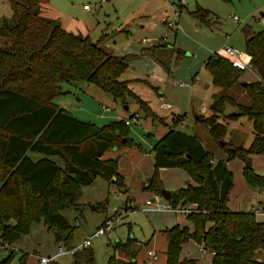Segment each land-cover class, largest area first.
<instances>
[{
    "label": "trees",
    "instance_id": "trees-1",
    "mask_svg": "<svg viewBox=\"0 0 264 264\" xmlns=\"http://www.w3.org/2000/svg\"><path fill=\"white\" fill-rule=\"evenodd\" d=\"M7 2L12 25L0 23V40L10 41L9 47L0 48V244H12L30 224L42 222L56 245L71 250V264H94L91 246L72 251L73 227L61 211L78 206L81 188L97 178L121 184L117 160H104L103 155L136 145L128 138L124 120L98 127L78 120L54 100L63 95L62 83H86L114 101L124 103V98H131L141 109H148L153 119L157 116L119 80L128 68V58L110 55L99 41L65 32L57 21L41 15L42 0ZM192 17L203 23L209 13L197 8ZM243 31L246 61L258 77L244 87L248 104L237 103L228 93L239 85L237 77L243 73L232 67L228 57L214 53L204 69L217 89L208 106L210 115L222 114L226 105L235 107L237 113L226 120L244 117L252 124L250 146L229 147L224 141L225 124L200 118L198 123L226 153V160L213 161L197 136L175 128L179 118L173 116L172 126L150 149L155 172L148 189L160 196L163 185L156 173L161 169H181L195 183L173 191L167 202L175 209L186 204L196 208L185 215L192 230L176 224L163 231L165 264H196L180 257L182 246L190 240L212 255L211 264H264L256 259L258 251L264 252V221H257L254 211H231L227 206L232 188L227 161H243L245 179L260 191L264 189V177L254 174L251 165L245 166L251 155L264 156V32ZM30 152L45 158L33 161ZM51 158L59 159L63 168ZM13 255L8 252L0 264H10ZM106 264L114 263L109 258Z\"/></svg>",
    "mask_w": 264,
    "mask_h": 264
},
{
    "label": "rangeland",
    "instance_id": "rangeland-1",
    "mask_svg": "<svg viewBox=\"0 0 264 264\" xmlns=\"http://www.w3.org/2000/svg\"><path fill=\"white\" fill-rule=\"evenodd\" d=\"M45 2L47 0H42V4ZM47 4L46 18H58L64 24L77 23L88 27L90 37L94 39L105 34L106 42L101 47L108 52L116 51V56L130 59L128 69L119 80L127 81L129 89L153 113L164 118V122L160 121L155 113L157 117L153 119L148 109H141L131 98H124V103L114 101L93 85L61 84L63 95L54 100L56 105L65 108L78 120L98 127L121 119L128 121V138L136 145L115 148L103 155L104 160H117L121 184L116 183L115 179L105 181L97 178L90 186L81 188L78 206L61 211V215L73 227L71 235L75 248L72 251H79L83 241L110 218L116 219L114 229L91 240L94 264H106L109 258L114 264H165L167 238L162 231L175 226L176 222L192 229L180 213L144 210L149 200L168 204L147 188V181L153 180L155 172L150 149L160 135L172 126L174 113L181 114L175 128L197 136L213 161L226 160V153L213 142L207 129L198 123L200 118L211 117L212 121L225 124L227 134L224 141L229 147L246 149L250 146L253 140L252 124L244 117L236 121L226 120L229 114L237 113L235 107L226 105L222 114L210 115L208 106L217 89L212 85L204 63L214 53L223 54L228 48L245 52L243 29L254 33L264 32V0H49ZM197 8L209 13L203 23L192 17ZM0 23L12 25L7 0H0ZM168 23L174 24L169 27ZM106 44L111 48L107 49ZM156 44H163L156 57L165 64L174 82L165 88L163 97L157 95L147 77L152 71V63L146 56L150 47ZM9 46V40H0V48ZM134 58L136 60H132ZM257 79L255 70L250 68L239 73L237 82L249 84ZM228 93L237 103H249L244 88L238 84L233 85ZM164 104L169 105L170 110H163L161 106ZM67 107H71V111ZM28 157L33 161L45 158L31 152ZM51 159L63 168L59 159ZM249 160L251 171L264 177V156L251 155ZM226 164L232 177L228 210L253 211L258 202H262L260 208H264V194L259 187L252 186L245 179L244 162L235 158ZM156 174L163 187L156 178L155 186L170 193L192 182L181 169H161ZM195 208L193 204H186L183 209H187V215ZM256 219L264 221V216L256 215ZM9 246L10 249L0 251V262L10 252L14 254L10 264H21V259L24 264H40L43 257L54 258L50 264L72 263L71 250L55 257L54 236L42 222L30 224L27 232ZM148 251L155 253L157 260L149 258ZM256 254V259L264 262V252L258 251ZM132 255L134 259H131ZM180 255L181 258L195 260L196 264H211V254L192 240L182 246Z\"/></svg>",
    "mask_w": 264,
    "mask_h": 264
},
{
    "label": "crops",
    "instance_id": "crops-1",
    "mask_svg": "<svg viewBox=\"0 0 264 264\" xmlns=\"http://www.w3.org/2000/svg\"><path fill=\"white\" fill-rule=\"evenodd\" d=\"M49 1V0H48ZM47 2H45L46 4H42L41 3V15L43 17L46 18V13H47V10H48V7H47ZM84 8V11H87V9H85L86 7L83 6ZM263 17V16H262ZM50 19V18H48ZM51 20H55L57 21L59 24H60V27L67 33H71V34H74V35H78V36H81V37H87L89 38L93 43L99 41L100 42V46L106 42V35L105 34H101L99 36V39H94L91 36V31H90V28L88 27H85V26H81V25H78L77 23H67V24H64L63 22H60L59 19H51ZM177 24V23H176ZM106 48H111L109 44H106L105 45ZM103 48V47H102ZM104 49V48H103ZM163 49V44H156L155 46H152L150 47V50L148 52V56H146V59L148 61H150L152 63L151 67H152V71L150 72V75H148L147 77L149 78L150 80V84L151 86L153 87V89L156 91L157 95L158 96H162L163 97V91L167 89V87L170 85V84H173V80L171 78V73L170 71L167 69V67L165 66V64L160 61V59H157L156 57V54L157 52H160V50ZM105 51H107L106 49H104ZM108 52V51H107ZM110 55L112 56H115V57H123V56H116V51H110L108 52ZM138 59H141V58H138ZM132 60H136V58L132 59ZM129 63H130V59L128 58V62H127V66L129 67ZM147 66L149 65L148 63H145ZM128 69V68H127ZM123 75V74H122ZM121 75V76H122ZM150 76V77H149ZM122 82H125L128 86V82L127 81H122ZM129 88V87H128ZM166 88V89H165ZM100 90V89H99ZM101 91V90H100ZM131 91V90H130ZM102 92V91H101ZM132 92V91H131ZM104 95H106L104 92H102ZM160 98V97H159ZM161 100V99H160ZM114 103V102H113ZM115 104V103H114ZM58 106V105H57ZM59 107V106H58ZM116 107V106H115ZM68 108V107H67ZM101 108H104L105 110H108L107 107H101ZM65 109V108H64ZM69 111H71V107L68 108ZM164 110V109H163ZM165 110H170L169 109H165ZM155 112V111H154ZM156 113V112H155ZM134 114V113H133ZM157 116H159L158 113H156ZM173 116L175 117H179L181 114H177V113H174L172 114ZM161 117V116H159ZM163 118V117H161ZM122 120V119H121ZM130 125V123H129ZM154 124L151 123V127L153 129L156 130V128H154L153 126ZM177 129V128H176ZM165 130V129H164ZM167 131V130H166ZM166 131H164L160 136H162ZM149 135V134H148ZM153 136V135H152ZM159 136V137H160ZM158 137V138H159ZM187 176V175H186ZM188 177V176H187ZM189 178V177H188ZM186 182V181H185ZM188 182V181H187ZM181 188V187H180ZM177 190V189H176ZM262 192V191H261ZM260 204H262V202H258L257 205L255 206L256 209H264V208H260ZM263 206V205H262ZM229 208V207H228ZM232 211V210H231ZM239 211V210H237ZM253 211H255V209H253ZM160 213V212H159ZM162 213V212H161ZM166 213V212H164ZM185 217V216H184ZM176 224L180 225V226H184L183 223H178L176 222ZM173 227V226H172ZM186 227V226H185ZM168 229V228H166ZM165 230V229H164ZM163 230V231H164ZM162 231V232H163ZM167 245V244H166ZM212 256V255H211ZM187 259V258H186Z\"/></svg>",
    "mask_w": 264,
    "mask_h": 264
},
{
    "label": "built area",
    "instance_id": "built-area-1",
    "mask_svg": "<svg viewBox=\"0 0 264 264\" xmlns=\"http://www.w3.org/2000/svg\"><path fill=\"white\" fill-rule=\"evenodd\" d=\"M173 24L174 23H168V26L172 27ZM223 54L230 59L232 67L237 69L238 71L244 72L245 70L250 69V65H248L245 54L243 52H238V51L232 50L231 48H228L224 50ZM161 107L163 109L170 108L169 105H165V104L162 105ZM125 125L129 126V122L125 121ZM261 191L264 194V189H262ZM145 206H146V208L144 209L145 211H156V212H166V213H176L177 212V213L182 214L183 216H185L186 213H188L187 209H175L171 205L160 203L157 200L146 201ZM254 213L255 215L264 216L263 209H255ZM115 223H116V219L108 218L105 221H103L102 224L97 228V230L92 234V236H90L89 238L83 241L80 248L90 247L91 240L93 238H97V237L109 234L114 229ZM8 249H10V246L7 242L1 243L0 251L8 250ZM65 253L67 252L63 249L61 245H56L55 257H59ZM147 256L153 260H157V255L151 251L147 252ZM53 259L54 258L43 257V258H40L39 262L40 264H50L53 261Z\"/></svg>",
    "mask_w": 264,
    "mask_h": 264
},
{
    "label": "water",
    "instance_id": "water-1",
    "mask_svg": "<svg viewBox=\"0 0 264 264\" xmlns=\"http://www.w3.org/2000/svg\"><path fill=\"white\" fill-rule=\"evenodd\" d=\"M262 16H264V15H262ZM246 82H239V85L241 86V87H245L246 86ZM126 110H127V108H125ZM250 161H246L245 162V166L248 168V167H250ZM147 183H148V185L151 183V180L149 179L148 181H147ZM160 196H161V198L163 199V200H165V201H169L170 200V198H171V193H170V191H168V190H166V189H162L161 191H160Z\"/></svg>",
    "mask_w": 264,
    "mask_h": 264
}]
</instances>
